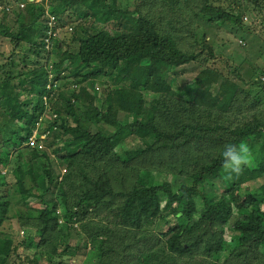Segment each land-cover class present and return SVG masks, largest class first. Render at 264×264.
I'll use <instances>...</instances> for the list:
<instances>
[{
    "label": "trees",
    "instance_id": "16d2710c",
    "mask_svg": "<svg viewBox=\"0 0 264 264\" xmlns=\"http://www.w3.org/2000/svg\"><path fill=\"white\" fill-rule=\"evenodd\" d=\"M141 1L135 0L138 5ZM220 1L163 0L162 8L177 17L182 16L179 11L186 12L182 23L192 27L189 31H194L195 20L236 34L253 32L233 5H218ZM251 3L264 11V0ZM28 4V11L20 10L16 19L24 30L34 32L27 44L39 55L46 51V28L37 25L46 13L43 9L36 13L35 4ZM49 6L54 17L69 11L70 17L83 19L90 13L104 28L87 33L80 27L82 33L74 38L76 67L68 63L67 52L59 54L60 61L50 60L49 52L45 63L31 60L36 66L22 71H6L7 64L0 65L6 74L0 78V110L10 117L0 128V166L15 159L10 173L20 194L17 198L7 190L4 196L0 192V264L25 255L18 253L16 237L1 234L10 207L22 202L28 208L32 189L41 191L45 208L28 209V221L24 220L35 223L39 231L38 242L29 238L39 250L26 256L30 264L45 256L55 264L69 256L72 229L88 238L92 251L99 250L97 264H264V98L257 91L264 90V69L257 75L244 68L250 62L247 43L239 40L238 50L233 46L234 53L221 55L204 33L205 38L192 35L191 48L179 46L173 32L138 16L120 0H49ZM24 17L28 22H22ZM110 23L120 30L106 28ZM0 33L10 35L20 48L21 32L0 28ZM255 56L264 58V49ZM195 62L202 67L198 79L178 86L176 70ZM78 66L86 71L81 79ZM71 70L74 82L66 80L61 87L49 80L50 73L65 80ZM110 80L116 85L111 90L106 86L102 93L95 88L97 81L103 85ZM250 85L257 87L256 93L245 88ZM175 86L179 96L173 93ZM68 87L72 91L66 99L61 90ZM44 123L47 129H42ZM94 126L98 128L93 130ZM47 132L49 137L39 139ZM132 137L139 143L127 147ZM33 140L36 146L16 153L18 146ZM60 140L65 147L52 150L60 158L55 164L47 160L45 150ZM39 141L48 147L42 148ZM240 141L255 152L258 164L244 166L243 174L234 175L236 182L229 186L230 176L219 174L225 170L221 152L226 144ZM125 165L131 166L135 179L116 192L112 176ZM62 170L65 175L59 181L57 171ZM164 171H172L174 181L162 180ZM1 185H7V178L0 172ZM221 185L226 188L222 192ZM221 196L226 200H219ZM104 207L112 208L107 215L114 213L101 226L90 215L100 216L98 210ZM171 216L177 223L159 232L160 222H169ZM61 243L66 247L58 252ZM27 244L25 240L23 245Z\"/></svg>",
    "mask_w": 264,
    "mask_h": 264
},
{
    "label": "rangeland",
    "instance_id": "374dc122",
    "mask_svg": "<svg viewBox=\"0 0 264 264\" xmlns=\"http://www.w3.org/2000/svg\"><path fill=\"white\" fill-rule=\"evenodd\" d=\"M121 3L125 6H130L131 11L137 10L138 16L145 17L147 19H151L154 22H156V25H158L159 28L173 32V37L177 41V43L180 45H186L188 48L192 47L193 44V37L192 35H197L200 38L204 37V33H207L208 40L210 39L211 47L213 49L217 50V53L223 55L225 52L226 54H232L235 52L233 46H236V43H239V40H242L247 43L248 53L246 55L250 58V62L247 65H244V68L248 69L250 71H255L258 75L260 72L259 69H264V58L256 60V54H258L261 50L264 49V11L257 8L255 5L251 3V0H221L220 2H217V4H221L225 7H233L238 10L239 13L242 14V20L244 22V25L246 27H251L250 29L253 32L244 34H236L233 33L229 28L226 27H211L209 28L208 25H206L205 22H197L194 20L193 25L195 26L194 31H189L192 27L190 25H184L182 22L186 18V12L179 11L182 13L181 17H177L172 13V11L169 8H162V2L163 0H142L140 5H138V2H135V0H120ZM261 2V0H258V3ZM32 3L35 4V12L40 11L39 9H43L46 13L45 16H42L41 22L37 25L40 29H45V42H46V51H39V55H35L32 51H30V46H28V40L31 38V36L34 35V32H27L22 28L20 25L21 21H18L16 19V15L19 13L20 10H22V13H26L31 6ZM139 7V8H136ZM82 15H84V9H79ZM36 12V13H38ZM236 12V13H238ZM87 18H78V17H70V12H63L60 15L52 16L50 14V6H49V0H27V2H19V0H0V28L9 29L13 31V29L17 30L18 32H21L20 39L23 40L20 48L16 49L14 44L12 43V39L10 35L6 36L0 33V65L7 64L6 71L8 70H17L22 71L26 70L28 68H34L36 65L35 63H32L31 60L34 62H42L45 63V59L48 58L49 52H52V56L50 60L54 61H60L62 58H59L60 55H64V52H67L70 55V61L68 63H72L73 67H76L78 65V59L75 53L78 50V43L75 41V37L79 36L82 33V30L87 33H91L93 29L98 30L101 27L104 28V25L98 24L95 20L96 18L90 13L87 14ZM191 15V14H190ZM72 16V15H71ZM175 17L178 19V23L174 22ZM135 21V18H131L130 21H127L129 25L133 24ZM24 23L28 22V19L24 17L23 21ZM173 26H175V30L173 29ZM227 27H231L230 25H226ZM80 27H83L81 30ZM109 28L111 31L120 30L117 25L110 23L106 26V28ZM80 28V30H79ZM193 32V33H192ZM36 33V32H35ZM237 35V36H236ZM16 36V35H15ZM18 36V35H17ZM244 39H243V38ZM16 38V37H15ZM205 38V37H204ZM57 40L58 42L56 43ZM56 43V44H54ZM62 46V47H61ZM61 47V48H59ZM236 50L237 46H236ZM244 52V51H243ZM209 56V54L207 53ZM246 56V57H247ZM28 57V58H27ZM254 58V59H252ZM219 60H222L218 56ZM248 60V58L246 59ZM138 62V59L136 60ZM12 62H15L16 66H12ZM136 64V63H135ZM49 67H53V65H48ZM216 66H218V62L216 61ZM202 67L198 63H193L187 66H184L182 68H179L176 70L177 73V85L183 86L184 84H189L194 82L198 79L199 74L201 72ZM254 69V70H253ZM50 70V69H49ZM76 72H80L79 75H81L79 78L83 77L86 74V71L81 69V66H78V69H76ZM5 72H1L0 70V78L3 77V74ZM69 74L70 77H67L65 80L63 78L55 79L53 77V74L50 73L49 80L54 81L55 86H64L65 81L74 82V76L72 75V70L66 73V76ZM6 75V74H4ZM245 76V74H244ZM63 77V75H62ZM262 76H257V78H260ZM62 79V80H61ZM66 81V83H67ZM100 82V81H99ZM98 81L95 83V88H98L100 92L104 91L106 89V86L111 88L116 87L114 84L115 81H111L108 84H103L102 82L99 83ZM239 82V81H238ZM50 83V82H49ZM241 84V82H239ZM176 85V86H177ZM91 86V82H90ZM173 88L174 95L179 96L180 89L179 87ZM49 87H52L51 84H49ZM72 88H74L72 86ZM249 90H252L253 93H256V86L250 85L248 87ZM97 90V89H96ZM64 98L68 99V94L72 91L70 87L64 88L61 90ZM257 91H259V94L261 97L264 98V90L262 88H257ZM103 93V92H102ZM52 95H55V92H52ZM63 102V101H62ZM49 117V115H48ZM46 116V118H48ZM9 116L2 112L0 110V128L5 126L7 122H9ZM48 124L44 123L42 125V129H47ZM98 127L94 126L92 129L96 130ZM49 135V132L39 137V139H46ZM36 136V135H35ZM35 136L33 138H35ZM49 137V136H48ZM51 142V139H50ZM64 140H60L58 143H54L51 145V148L46 149L48 147L47 144L44 142L39 141L42 148L45 150V156L47 160H53L54 163L59 162L58 156L54 155L52 153V150L57 149L58 147H65ZM139 143V140L136 137H132V139L127 140L126 146L132 147L133 145H136ZM37 140H33L32 143L29 144H21L18 146V149L16 153H20V150H23L27 148L28 146H36ZM255 152L251 150V156H250V163L246 166H249L251 168H256L258 164V160ZM31 156H34V153L31 154ZM15 160V159H14ZM12 161L11 164H7V166H0V172L4 177L7 178V185H1L0 186V192L2 193V196L5 195V190H7L11 195H16L17 198L20 196L19 193H17V185L16 181L14 179V176L10 173L12 171V168H14L15 161ZM138 161H133L131 163L136 164ZM110 164V163H107ZM244 169V168H243ZM112 172V171H111ZM118 173H115L112 176V184H114V188L116 192L124 190L121 186L124 182L129 180H134L135 177L134 174H131V166L125 165L121 169H117ZM172 171H164L162 180H173L174 177L172 176ZM57 174H60V179L65 175V171L62 170V172L57 171ZM219 174L221 177H227L229 176L225 170H220ZM241 174H243L241 172ZM240 175V174H239ZM233 176H230V180L232 182L229 184L231 186L236 181H233ZM144 176H142L143 178ZM155 177V176H154ZM156 178V177H155ZM228 178V177H227ZM229 179V178H228ZM144 182L142 184H146L147 178L143 179ZM121 182V183H120ZM219 183L221 181H218ZM127 183V182H126ZM2 184V183H1ZM31 180L27 179V186H31ZM222 188H220V192L222 190H225L226 188L221 185ZM32 189V188H31ZM30 189V190H31ZM0 193V194H1ZM41 191H37L32 189L30 196H33L32 199L29 196L28 201H30L31 204H29L28 208L25 207V204L22 202H14V204L10 207L11 212H8L9 220L4 223V227L2 230L1 236H8L11 238H17L18 242H20V248L18 249V253L25 254L23 259L19 256H15L10 264H30V258H27L28 254L32 255L34 253H37L39 250L37 249V245H34L35 242L32 239H29L33 237L36 242L39 241V231L37 230V225L33 222H26L24 223V220L28 221L29 218V211L28 209H34L37 210L38 208H45L44 205L41 206V198L40 195ZM37 197V199H35ZM151 199V197H149ZM19 199H17L18 201ZM219 200H226L225 196L219 197ZM117 204V203H115ZM119 204V203H118ZM114 205V204H113ZM115 206H112L114 209ZM112 208H103L98 210L100 216H96L94 213L90 215V219L94 220L97 223H100L101 226H106L108 223L105 220V217L111 216L112 214H108V211H112ZM235 208V207H234ZM61 212V211H59ZM21 216V217H20ZM20 217V218H19ZM239 217L235 218V221H237ZM169 222H160L158 231L163 230L162 232L168 231L170 228H172L176 223V219L174 217L168 218ZM65 222L64 217L60 219L59 226ZM74 227L76 230H79V226L74 224ZM123 229V228H122ZM72 232H69V240H71L70 243H68L70 246V249H68V255L62 260H57V263L55 264H97L99 262V259H96L98 256L99 250L96 249V251H92V247L90 244H88L89 240L86 238V236L80 232L79 234H76L74 229L71 230ZM160 232V231H159ZM130 233V232H129ZM128 234V233H127ZM67 239V238H66ZM16 240V239H15ZM28 240V244L25 247L23 245L24 241ZM68 240V239H67ZM64 245L59 247L58 252H63L65 250ZM38 250V251H37ZM42 252H47L49 248L47 249H41ZM40 250V251H41ZM139 252V250H138ZM60 256V255H59ZM37 264H49V261L46 259H41V262H36Z\"/></svg>",
    "mask_w": 264,
    "mask_h": 264
},
{
    "label": "clouds",
    "instance_id": "9594fccd",
    "mask_svg": "<svg viewBox=\"0 0 264 264\" xmlns=\"http://www.w3.org/2000/svg\"><path fill=\"white\" fill-rule=\"evenodd\" d=\"M221 156L226 173L229 176L239 175L244 166L250 163L251 149L244 141L229 143L224 146Z\"/></svg>",
    "mask_w": 264,
    "mask_h": 264
}]
</instances>
